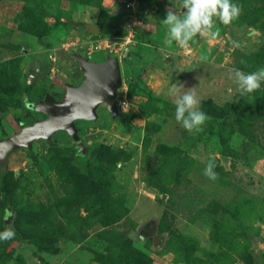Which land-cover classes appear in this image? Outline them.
Here are the masks:
<instances>
[{
  "label": "rangeland",
  "instance_id": "1",
  "mask_svg": "<svg viewBox=\"0 0 264 264\" xmlns=\"http://www.w3.org/2000/svg\"><path fill=\"white\" fill-rule=\"evenodd\" d=\"M231 2L241 8L237 19L224 25L213 17L217 37L203 34L181 48L167 42L163 20L169 8L176 10L170 0H0V98L12 91L5 75L18 76L12 86H24L31 70L39 75L29 100L47 91L59 96L64 81L77 80L68 53L95 61L110 55L120 60L124 115L113 120L101 108L97 122H78L81 142L91 148L86 164L74 163L78 147L65 133L12 156L8 174L17 188L7 206H19L23 219L40 222L45 232L39 244L13 241L7 264H100L112 236L137 250L138 264L144 258L151 264H264V94L242 93L230 79L233 69L261 68L264 0ZM119 6L122 16L113 12ZM26 7L36 8L38 21ZM101 16L108 17L107 27L98 25ZM128 18L135 25L117 29ZM35 29L45 30L35 35ZM174 85H183L179 95L191 90L199 99L198 110L208 117L202 131L190 134L176 121ZM12 96L0 104V138L40 116L27 114L21 92ZM208 101L237 105L240 115L215 116L203 109ZM222 156L230 159L229 169ZM107 159L116 160L104 173ZM210 161L216 180L204 175ZM72 165L91 177L82 183L91 192L84 199L75 193ZM7 212V226H22Z\"/></svg>",
  "mask_w": 264,
  "mask_h": 264
},
{
  "label": "water",
  "instance_id": "2",
  "mask_svg": "<svg viewBox=\"0 0 264 264\" xmlns=\"http://www.w3.org/2000/svg\"><path fill=\"white\" fill-rule=\"evenodd\" d=\"M117 9L114 12L121 13ZM130 21L132 26L134 21ZM197 39H201L200 34H197ZM66 58L77 65L83 81L79 85L65 83L60 98L47 91L42 99L31 104L32 109L44 118L23 125L19 132L0 139L1 181L8 173L12 156L23 150L32 152L38 142L52 143L57 134L65 133L79 143L81 129L78 122H97L100 108L106 107L113 120L124 117L119 107V94L123 88L119 58L108 56L102 61H92L80 52L68 53ZM27 83L33 84L30 79ZM220 160L226 169L230 168L228 157L222 156ZM255 246L259 247V244Z\"/></svg>",
  "mask_w": 264,
  "mask_h": 264
},
{
  "label": "clouds",
  "instance_id": "3",
  "mask_svg": "<svg viewBox=\"0 0 264 264\" xmlns=\"http://www.w3.org/2000/svg\"><path fill=\"white\" fill-rule=\"evenodd\" d=\"M170 3L175 6L176 10L169 8L166 19L163 20V23L168 26L167 42L175 41L181 48L188 47L189 42L197 37V34L217 37L219 33L212 31L213 17L218 18L222 24L229 25L241 13L240 6L233 4L231 0H170ZM181 9H186V11H181ZM232 71L234 77L230 79H234L242 93H252L260 89L264 82V67L247 74L239 69ZM182 87L183 85H174L171 89V94L177 96L175 119L190 134L194 131H202L201 126L208 117L198 110L200 101L194 92L189 90L179 95ZM214 168L215 164L210 161L204 170V175L210 180L218 178ZM14 235L13 230L5 229L0 232V240L12 239Z\"/></svg>",
  "mask_w": 264,
  "mask_h": 264
},
{
  "label": "trees",
  "instance_id": "4",
  "mask_svg": "<svg viewBox=\"0 0 264 264\" xmlns=\"http://www.w3.org/2000/svg\"><path fill=\"white\" fill-rule=\"evenodd\" d=\"M85 1H89V0H85ZM35 10H36V8L26 7V11H27L28 15L33 19L35 18L34 20L38 21L37 20L38 16L33 13ZM107 18H108L107 16H101V18L98 22V25H101L102 27H107L109 25V23H107L105 21ZM251 23H253V22H251ZM44 30L45 29H38V30L35 29V30H31L30 32H32L35 35H39V32L40 31L43 32ZM258 57H259L258 62H260L259 66L261 65V68H262V67H264V50H261V52L258 54ZM17 77L14 78L11 75H9V76L5 75L4 76V80H5L4 83H6L7 89L9 88L12 91H10L11 94H5L0 98V104H4L7 102L8 98L6 99L5 96L9 95L10 98H13L12 94L14 92L15 93L21 92L22 93L23 107H24L25 111L27 112V114L36 113L34 110H30L27 107H25V105H24L25 99L28 98L27 90H28L30 85H28V83H25V85L23 86L20 84V82H17L15 84V86H12L13 85L12 83L17 80ZM8 85H11V87H9ZM258 92L264 94V82H262L261 88L258 89ZM203 109L205 111H208L211 114H214L215 116L223 117L225 119H227V118L237 119L238 116L240 115L237 105H233V104H229V105L221 107V106L214 104L212 101H208V102H205L203 104ZM227 123L228 122L225 121L222 124L223 127L227 126ZM221 129H223V128H221ZM108 153H110V152H108ZM82 160H83V162L85 161L84 164H86V159H81V161ZM114 160H116V159H114ZM114 160H111V159L103 160V162L105 164L104 173H106L107 170H109V171L111 170V167L114 164ZM83 162H80V160H77L76 158L74 159V163L76 165H80L81 163L83 164ZM102 168H103V166H102ZM70 170H71V176L73 178V181L77 183L74 187L75 193L77 195H79L80 197H83V199L86 196L87 197L90 196L91 192H89L88 188L87 187L85 188V186H84L85 184H82V183L88 178L90 180L91 177L88 174L82 175L81 173H79L78 166L72 165L70 167ZM8 173H9V171H8ZM8 173L3 176L2 181L0 180V232H3L5 229H11L14 231L15 235L12 239H9L6 241L0 240V248L3 249V252L0 255V264H7L8 261L11 259V255L9 254V252L6 251V248L13 241H15V240H20V241L22 240L23 241L24 240V241H31L33 243L39 244L41 242L37 241V239L39 240L41 238V237H39V235L40 234L43 235V233L45 232L44 225H42L40 222H37L34 220L30 221L29 219H23L25 217V213L19 208V206H14V208H12V209L7 206V197L12 198L14 195V192L16 191V188H17V184L10 180ZM99 184H100L102 189L106 188L102 184L101 181ZM107 192H108V189H106L105 191H100V192H98V194L100 195V197H102L103 194H106ZM101 193H103V194H101ZM79 196H77V197H79ZM103 200H105V199H102V202H103ZM106 200H107V198H106ZM8 209L10 211H12L13 213H16L19 220H22V226L19 224H16L15 227H13V228L7 226L6 219L8 217V215H7ZM122 241H123L122 237L117 238V237L112 236V238H110V240H109V242H111V248L108 250L107 254H101L98 256V262L100 264H138L139 257H137V258L133 257L134 252L137 250L133 249L132 246H130L126 241L125 242H122ZM133 258H134V260H133ZM142 264H151V263H150L149 259L144 258Z\"/></svg>",
  "mask_w": 264,
  "mask_h": 264
},
{
  "label": "flooded vegetation",
  "instance_id": "5",
  "mask_svg": "<svg viewBox=\"0 0 264 264\" xmlns=\"http://www.w3.org/2000/svg\"><path fill=\"white\" fill-rule=\"evenodd\" d=\"M117 8H119L120 10H121V13H118V14H121V16H122V14L124 13V11H125V9H123V8H121V6H119V7H115L114 8V10H118ZM114 10H113V12H114ZM128 10V9H127ZM131 10V9H130ZM122 18V17H121ZM131 20V19H130ZM129 20V18H128V23H126V24H124V26H122L121 27V24H120V22L118 23L117 22V25H116V27H117V29H122V30H125L126 29V26L125 25H127V26H131V21ZM135 23V22H134ZM133 25H135V24H133ZM132 25V26H133ZM111 30L112 31H114L115 29L112 27L111 28ZM97 34H101V32H96V35ZM86 56V55H85ZM108 56H110V55H107L104 59H102V58H100V59H98V60H96V61H102V60H105ZM89 57V56H88ZM90 58V57H89ZM91 59V58H90ZM92 60V59H91ZM92 61H95V60H92ZM75 64V63H74ZM76 65V64H75ZM77 66V65H76ZM75 71H76V74H77V80L75 81L74 79H71V80H68V81H64V83H63V86L65 85V83H71V84H74V85H79L82 81H83V76H82V73H80V72H78L77 71V67L75 68ZM39 75V72L38 71H36V70H31L30 72H29V79L30 80H32V79H34L35 78V76L37 77ZM63 93H64V88H63V90H62V93L59 95V96H56V97H58V98H60L62 95H63ZM25 107H27L28 109H30V110H33L32 109V107H31V104H33L34 102H32L31 100H29L28 98H26L25 99ZM106 111H107V109H106V107H103ZM101 109V108H100ZM100 109H99V111H100ZM98 111V112H99ZM108 112V111H107ZM111 115V114H110ZM99 116H100V112H99ZM112 117V116H111ZM44 118V116H42V115H40L39 116V118H35V120H37V119H43ZM34 120V121H35ZM33 123V122H32ZM28 124H31V123H28ZM28 124H26V125H28ZM23 126V125H22ZM20 131V130H19ZM19 131H17V132H19ZM0 139H2V138H0ZM75 145L78 147L77 148V151H76V159L77 160H80V159H87V157H88V154H89V151L91 150V148H88L87 146H85V145H83V143L80 141L79 143H75ZM80 162H82L81 160H80Z\"/></svg>",
  "mask_w": 264,
  "mask_h": 264
},
{
  "label": "built area",
  "instance_id": "6",
  "mask_svg": "<svg viewBox=\"0 0 264 264\" xmlns=\"http://www.w3.org/2000/svg\"><path fill=\"white\" fill-rule=\"evenodd\" d=\"M126 9H128V10L132 9V4L127 3V4H126Z\"/></svg>",
  "mask_w": 264,
  "mask_h": 264
},
{
  "label": "crops",
  "instance_id": "7",
  "mask_svg": "<svg viewBox=\"0 0 264 264\" xmlns=\"http://www.w3.org/2000/svg\"><path fill=\"white\" fill-rule=\"evenodd\" d=\"M131 20H132V19H131ZM134 22H135V21H134ZM135 23H136V22H135ZM135 23H134V24H135Z\"/></svg>",
  "mask_w": 264,
  "mask_h": 264
}]
</instances>
